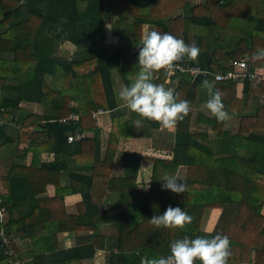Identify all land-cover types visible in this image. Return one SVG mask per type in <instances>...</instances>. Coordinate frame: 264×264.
I'll use <instances>...</instances> for the list:
<instances>
[{
  "label": "trees",
  "instance_id": "trees-1",
  "mask_svg": "<svg viewBox=\"0 0 264 264\" xmlns=\"http://www.w3.org/2000/svg\"><path fill=\"white\" fill-rule=\"evenodd\" d=\"M108 23L113 35L120 37L117 44L107 41ZM145 26L169 32L186 44L194 42L200 49L194 60L174 63L225 73L234 61L247 59L251 73L264 68V60L251 58L264 47V0H201L194 6L188 0H0V88L16 94L4 105L30 102L42 108L41 115L30 114L18 131L19 140L30 142V166H14L8 176L0 177V208L8 213L0 230L9 238L27 241L31 261L24 264H46L45 253L53 255L52 264H81L106 244L108 264H141L142 258L170 254L169 245L176 239L213 236L202 231L203 217L227 202L235 203L222 232L230 241L227 264H264V134L254 132L264 131V81L246 77L238 98V82L182 77L174 92L177 100L204 105L208 94L202 81L209 80L222 92L225 110L240 119L237 131L226 130V121L198 114L197 122L216 138L208 131L194 132L189 111L177 122L172 160L151 159L148 191L137 188L139 155L125 154V178L114 180L115 150L133 128V119L120 110L113 72L120 73L125 86L135 78L140 67L137 46ZM65 43L79 53L59 58L58 48ZM9 53L13 60L5 59ZM10 78L18 86L10 87ZM153 78L169 88L163 69ZM99 110L113 112L104 155L98 118L92 116ZM73 113L79 114L78 123H59ZM69 135L75 136L73 143H68ZM42 154H53L54 160L42 163ZM180 167L187 168L182 179L185 192L162 188L163 178L177 177ZM63 172L69 173L66 186L61 185ZM50 185L56 189L53 198L33 200ZM77 194L82 197L78 213L68 215L64 200ZM109 195L118 199L107 208ZM25 205L28 211L15 220L13 212ZM169 206L183 209L191 222L182 228L150 223L148 219ZM215 217L209 214L212 224L205 227H215ZM109 226L116 232L113 243L101 232ZM63 232L80 233L77 246L61 250L58 235ZM14 242L8 244L10 254L0 238V264L22 261Z\"/></svg>",
  "mask_w": 264,
  "mask_h": 264
},
{
  "label": "crops",
  "instance_id": "crops-1",
  "mask_svg": "<svg viewBox=\"0 0 264 264\" xmlns=\"http://www.w3.org/2000/svg\"><path fill=\"white\" fill-rule=\"evenodd\" d=\"M189 2V0H188ZM201 2V1H200ZM150 29L151 27L145 26ZM144 27V28H145ZM147 31L144 30V34ZM107 36V35H106ZM115 36V35H114ZM116 37V36H115ZM118 42H120V37H116ZM79 50L77 47L71 43H65L58 48L57 56L61 59H70L74 54H78ZM5 57L6 60H13V54L9 53ZM257 75L264 76V68H258L254 71ZM114 78L120 90L125 83L119 72L114 71ZM182 78H175L169 85V88L173 89V92L177 89ZM154 80V78H153ZM243 81L237 83V97L241 98L243 96ZM8 85L10 87L18 86V82H15L12 78L8 79ZM15 92L3 91L0 88V117L4 121V125L0 127V177H6L10 174L12 167H29L32 162V154L29 152L30 142L28 140H19L18 131L20 130L23 122L30 114L41 115L42 108L36 103L21 102L16 107H6L4 101L7 99H12L15 96ZM258 101L252 104V109L247 110L249 112L254 109ZM71 107H76V104L71 103ZM28 108H33L34 111L29 112ZM127 119H133V128L128 130V136L122 137L119 140L117 148L115 150L114 167H113V178L114 180H122L125 178L126 172L124 167V156L125 154L139 155L141 157L139 161V167L136 176L137 188L141 191H148L151 183L153 163L151 159H161V160H172L173 158V147L175 145V133L176 126L171 128H164L159 125V122L150 121L147 119H142L141 126L136 128L134 126V121L136 118L131 111L123 105L120 107ZM190 111L193 113V121L191 123V130L194 132L208 131L212 139L216 138V134L212 130L203 124L197 122L198 114H205L208 117L212 116L203 105H193L190 106ZM113 112H103V114L98 116L95 120L98 128L100 129L101 138V151L102 155L107 147L109 136L113 128L112 123ZM231 119L225 122V129L236 132L239 127V118L230 116ZM255 133L264 134V131L255 130ZM54 160L53 154H42L41 162L49 163ZM144 167V168H142ZM68 172H63L61 185L66 186L69 182ZM187 174L186 167H180L177 172V177L184 179ZM56 194V189L54 186L50 185L47 187L44 194L35 195L33 200H43L53 198ZM118 199L117 195H109L105 201V207L112 206ZM82 202V197L80 195H70L64 200V208L68 215H77V205ZM235 203L227 202L224 203L220 209L209 210L206 212L214 213L216 212V227L207 228L204 223H202L201 229L205 233L216 234L220 232L222 234L231 214L233 213ZM29 205L19 206L14 212L13 217L18 220L23 213L28 211ZM8 214V213H7ZM262 216L264 217V205L262 208ZM55 219V218H52ZM43 219H40L42 223ZM39 222V223H40ZM215 226V224H214ZM103 235L107 237V240L111 243L114 242L116 238V232L113 227H103L101 229ZM110 232H113L110 234ZM80 233H69L63 232L58 235V244L61 250L72 249L77 246V237ZM15 241V247L17 249L18 255L22 258L19 261L21 264L31 261L29 255V248L27 246V241L23 239H13L10 237V241ZM8 247V246H7ZM6 249V248H5ZM10 254H13L12 249H7ZM109 245L106 244L103 250H99L96 256L91 260L82 261L81 264H108V254ZM46 264H52V259L54 258L52 254L45 253ZM12 261H10V264Z\"/></svg>",
  "mask_w": 264,
  "mask_h": 264
},
{
  "label": "clouds",
  "instance_id": "clouds-1",
  "mask_svg": "<svg viewBox=\"0 0 264 264\" xmlns=\"http://www.w3.org/2000/svg\"><path fill=\"white\" fill-rule=\"evenodd\" d=\"M137 48L139 71L116 95L124 106L140 117L134 121L136 128L141 126L142 119L156 121L161 127L171 128L188 114L190 102L184 99L177 100L173 89L153 82V75L161 69L178 67L174 62L184 58L194 60L200 49L194 42L186 44L183 39L169 32L156 30L146 32ZM251 58L264 60V47L256 49ZM202 85L208 94L203 107L217 121L231 119L222 103V92L214 89L213 83L207 79L202 81ZM162 182V188L173 193L185 192V183L175 175H166ZM148 220L156 227L182 228L191 222L192 217L180 207L169 206L162 214L154 215ZM169 253L167 256L147 260L142 258L141 264H195L196 261L200 264H227L231 256L230 241L227 235L220 232L210 238L196 236L190 239L185 236L170 243Z\"/></svg>",
  "mask_w": 264,
  "mask_h": 264
},
{
  "label": "built area",
  "instance_id": "built-area-1",
  "mask_svg": "<svg viewBox=\"0 0 264 264\" xmlns=\"http://www.w3.org/2000/svg\"><path fill=\"white\" fill-rule=\"evenodd\" d=\"M178 64V67H173L172 69H163L164 74L167 76L166 83L170 84L173 79L175 78H182L184 76H188L193 80L198 78H205L207 76L213 77L217 82H241L246 77H251L256 79L258 83L264 81V76L257 75L254 72L251 73L249 71V60L242 59L238 61H234L232 63V68L228 72H220L216 69L213 70H206L201 68L199 65H190V64ZM103 114L102 110L93 113V118L97 119L99 115ZM80 116L77 113L71 114L69 117L59 120V123L63 125H67L69 123L76 124L79 122ZM4 125L3 119L0 117V127ZM68 143H73L75 140V136L69 135L68 136ZM7 214V210L4 207L0 208V223L5 221V217ZM0 238L2 239V243L4 246H8L10 243L9 236L6 235L4 230H0ZM12 264H21L19 261L12 262Z\"/></svg>",
  "mask_w": 264,
  "mask_h": 264
},
{
  "label": "rangeland",
  "instance_id": "rangeland-1",
  "mask_svg": "<svg viewBox=\"0 0 264 264\" xmlns=\"http://www.w3.org/2000/svg\"><path fill=\"white\" fill-rule=\"evenodd\" d=\"M201 0H189V4L191 5V6H194V5H196V4H198L199 2H200ZM144 30L145 31H151V30H153L152 28H150V29H148V28H144ZM28 111L29 112H31V111H34V109L33 108H28ZM215 214H216V212H214ZM214 213H208L207 215H205L204 217H203V223L206 225V223H210V224H212L211 222H210V219H208V217H209V214H214ZM213 220V219H212ZM215 220H216V217H215ZM204 225V226H205ZM215 225H216V223H215ZM212 227H213V225H212ZM216 227V226H215ZM113 232H110V234H112Z\"/></svg>",
  "mask_w": 264,
  "mask_h": 264
},
{
  "label": "water",
  "instance_id": "water-1",
  "mask_svg": "<svg viewBox=\"0 0 264 264\" xmlns=\"http://www.w3.org/2000/svg\"><path fill=\"white\" fill-rule=\"evenodd\" d=\"M110 26V27H109ZM106 35H107V41L108 43L117 44L118 39L113 35L111 24H106Z\"/></svg>",
  "mask_w": 264,
  "mask_h": 264
}]
</instances>
